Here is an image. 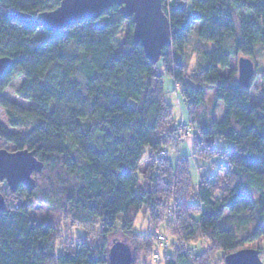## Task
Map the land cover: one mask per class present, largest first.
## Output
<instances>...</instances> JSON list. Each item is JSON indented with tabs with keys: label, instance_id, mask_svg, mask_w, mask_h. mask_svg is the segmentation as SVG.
<instances>
[{
	"label": "trees",
	"instance_id": "1",
	"mask_svg": "<svg viewBox=\"0 0 264 264\" xmlns=\"http://www.w3.org/2000/svg\"><path fill=\"white\" fill-rule=\"evenodd\" d=\"M60 1L0 0V59H10L0 75L8 120V127L0 122V141L34 152L41 173L51 167L58 178H72L66 203L75 216L100 220L101 231L94 245L55 255L53 226L31 216L36 184L32 191L7 188L5 202L9 193L24 201L0 211V264H107L111 239L133 240L141 209L156 221L172 214L177 245L164 264H211L214 251L225 257L264 237V95L251 105L250 87L238 81V59L251 60L264 47V0H163L171 44L160 68L134 42L132 20L119 7L58 33L42 29L40 40L39 28L11 17L51 11ZM192 36L198 63L190 71L185 55ZM17 72L23 78L17 96L28 108L4 97ZM164 77L179 87L189 125L175 120ZM208 86L225 107L221 120L197 112ZM25 122L27 131L9 130ZM182 128L189 132L184 141ZM194 132L192 156L218 163L196 188L188 160L171 161ZM151 228L157 242L158 227ZM204 240L210 251L197 248Z\"/></svg>",
	"mask_w": 264,
	"mask_h": 264
},
{
	"label": "rangeland",
	"instance_id": "2",
	"mask_svg": "<svg viewBox=\"0 0 264 264\" xmlns=\"http://www.w3.org/2000/svg\"><path fill=\"white\" fill-rule=\"evenodd\" d=\"M184 1V0H183ZM200 24H196L195 28H198ZM46 35V32L39 29L35 35V40H40ZM125 37V31L119 34L117 38V46L120 47L123 43ZM194 37L190 39L189 45L186 49L185 59L190 71H193L194 66L197 65V58L193 55L194 53ZM254 64V76L250 83V93H251V105H256L261 101L264 95V47H256V55L251 59ZM162 62H159V68L162 67ZM165 79V77H164ZM171 81L166 78V81ZM23 82V78L19 76L17 72L7 90L4 92V97L10 101L17 103L21 107L28 108V103L23 101L17 96V90ZM171 91L168 93V87L166 90V101L173 107L174 118L179 124L181 121V116L184 117V123H188L191 118L187 108L182 103L178 93H175L173 86L170 87ZM177 86V90H178ZM176 90V91H177ZM215 87H206L205 101L201 104L197 111L203 113L213 120H221L225 113V107L222 104L216 102L215 98ZM179 91V90H178ZM181 99V100H180ZM181 105V110H180ZM0 122L8 127V120L3 109L0 108ZM30 123L25 122L23 125L16 129H10L11 132H25L29 129ZM184 141V135H181ZM189 148L192 153V143L193 137L189 138ZM0 149L7 151H14L15 147L5 141H0ZM186 152V148H183ZM190 158H191V153ZM148 153L145 154V157ZM179 155H181L179 153ZM179 155H172L176 157V163L181 164ZM182 156V155H181ZM191 173L193 174L194 188H196L197 180L199 177L209 174H215L218 171V163L215 160H202V159H191ZM57 168L53 169L51 167H45L40 175L34 174L32 177L36 184V194L35 198L32 200L31 216L38 220L50 224L55 230L54 237L52 239V245L55 248V255L68 253L72 248H75L80 243L87 242L89 244H95L97 238L101 231V221L98 219H93L90 221H85L81 217L75 216L72 213L69 205L66 203V188L70 187L74 180L67 175H62V178L55 176ZM7 189L5 183L0 184V193L2 194L4 190ZM8 191V190H7ZM9 192V191H8ZM6 204L11 207H16L19 203L24 201V196L22 194H11L6 198ZM173 209L175 206L173 204ZM174 211V210H173ZM160 213V212H158ZM172 219V214H168V217L163 220L156 221L150 218L148 210L141 209L137 212L134 224V230L132 231L133 240H128L117 234L114 236L110 245L112 246L116 242H123L127 244L133 251H135V263L134 264H164V260L167 257H171L174 254L177 240L173 236L175 231L170 222ZM151 226H157L158 229L155 230V235L158 237L160 234L166 240L160 242L159 239L156 242L151 236L152 228ZM172 246V247H171ZM189 247L188 245L186 248ZM171 248V249H169ZM199 249L211 250V244L208 241H203V244ZM190 250V248H188ZM245 249H264V237L256 241L253 244L247 245ZM214 250V249H213ZM196 249L193 250L194 253ZM216 253V254H215ZM191 254V253H190ZM215 258L212 260L211 264H224V255L219 252H215ZM260 255V254H259ZM47 264H56L55 260Z\"/></svg>",
	"mask_w": 264,
	"mask_h": 264
},
{
	"label": "water",
	"instance_id": "3",
	"mask_svg": "<svg viewBox=\"0 0 264 264\" xmlns=\"http://www.w3.org/2000/svg\"><path fill=\"white\" fill-rule=\"evenodd\" d=\"M163 0H61L56 9L35 15L12 12L11 17L26 26L58 33L87 20H96L112 7H119L125 19L133 23V40L139 44L146 58L157 64L163 48L171 44L170 23L162 9ZM10 59H0V75L9 67ZM254 76V64L248 59H238V81L249 88ZM43 164L28 150L7 151L0 149V183H6L15 192L22 185L29 191L35 188L34 174L41 173ZM6 202L0 193V211ZM260 252L243 249L224 257V264H264ZM130 247L123 242L114 243L107 257V264H133Z\"/></svg>",
	"mask_w": 264,
	"mask_h": 264
},
{
	"label": "crops",
	"instance_id": "4",
	"mask_svg": "<svg viewBox=\"0 0 264 264\" xmlns=\"http://www.w3.org/2000/svg\"><path fill=\"white\" fill-rule=\"evenodd\" d=\"M166 78H169V77H165V79H164V94H165V99H166V90H167V87H168V93H170V91H171V86H173V90H175V93H178L179 94V88H178V90L176 89L177 88V85L174 83V81L171 79V78H169L171 81H169L168 80V82L166 81ZM177 90V91H176ZM179 96H180V94H179ZM181 98V97H180ZM181 100V99H180ZM182 103L184 104V106L187 108V106L185 105V103L182 101ZM170 105V104H169ZM173 108V107H172ZM180 110H181V105H180ZM187 110H188V108H187ZM188 112H189V110H188ZM197 112H199V111H197ZM211 119V118H210ZM190 121H191V119H189L188 120V123H184V117H183V115L181 116V121H180V123L179 124H185V125H189L190 124ZM196 131V130H195ZM197 132V131H196ZM196 132H194V135L192 136L193 137V143H194V141H195V139H196V137H195V133ZM191 137V136H190ZM189 137V138H190ZM189 138H188V140H187V143L185 144V145H183L182 147H181V149H180V154L182 155H179L178 156V160H179V157L181 158V159H187L188 160V164H189V168H190V177H191V181H192V185L194 186L195 184H194V182H193V174L191 173V165H190V163H191V159L193 158V159H195L196 157H193L192 156V153L190 152V150H189V148L187 149V145H189V143H190V141H189ZM193 143H192V149H193ZM191 144V143H190ZM222 147H224V148H230L231 147V145L230 144H228V143H222ZM183 148H186V152L185 153H183L185 150L183 149ZM183 151V152H182ZM189 152L191 153V158H190V154H189ZM192 152H193V150H192ZM197 159H199V158H197ZM171 161H172V163L173 164H175L176 163V157H173V156H171ZM200 178L201 177H199L198 178V180H197V184H196V186L199 184V181H200Z\"/></svg>",
	"mask_w": 264,
	"mask_h": 264
},
{
	"label": "built area",
	"instance_id": "5",
	"mask_svg": "<svg viewBox=\"0 0 264 264\" xmlns=\"http://www.w3.org/2000/svg\"><path fill=\"white\" fill-rule=\"evenodd\" d=\"M188 130L186 131V129H184V128H182L181 129V135H184V137L186 138V136L188 135ZM185 138H184V140H185ZM158 239H159V241L160 242H164L166 239L163 237V236H161L160 234L158 235ZM261 261L264 263V254H262L261 255Z\"/></svg>",
	"mask_w": 264,
	"mask_h": 264
},
{
	"label": "bare ground",
	"instance_id": "6",
	"mask_svg": "<svg viewBox=\"0 0 264 264\" xmlns=\"http://www.w3.org/2000/svg\"><path fill=\"white\" fill-rule=\"evenodd\" d=\"M1 184V183H0ZM6 184V183H5ZM7 186V185H6Z\"/></svg>",
	"mask_w": 264,
	"mask_h": 264
}]
</instances>
